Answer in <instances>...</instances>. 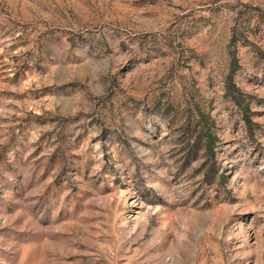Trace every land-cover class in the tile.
Here are the masks:
<instances>
[{
  "label": "rangeland",
  "instance_id": "1",
  "mask_svg": "<svg viewBox=\"0 0 264 264\" xmlns=\"http://www.w3.org/2000/svg\"><path fill=\"white\" fill-rule=\"evenodd\" d=\"M0 264H264V0H0Z\"/></svg>",
  "mask_w": 264,
  "mask_h": 264
},
{
  "label": "trees",
  "instance_id": "2",
  "mask_svg": "<svg viewBox=\"0 0 264 264\" xmlns=\"http://www.w3.org/2000/svg\"><path fill=\"white\" fill-rule=\"evenodd\" d=\"M232 88V87H231ZM208 141V145H207V148H208V150L210 151V152H212V144H213V142L210 140V139H207Z\"/></svg>",
  "mask_w": 264,
  "mask_h": 264
}]
</instances>
